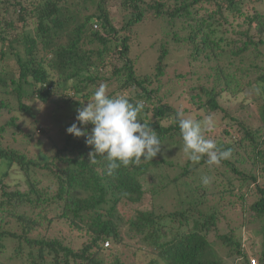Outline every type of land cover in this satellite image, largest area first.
Listing matches in <instances>:
<instances>
[{"label": "trees", "instance_id": "trees-1", "mask_svg": "<svg viewBox=\"0 0 264 264\" xmlns=\"http://www.w3.org/2000/svg\"><path fill=\"white\" fill-rule=\"evenodd\" d=\"M107 2L0 0V120L17 114L0 126V264H264V0H124L129 14L120 28ZM146 20L167 24L177 46L190 53L191 65L209 64L188 77L178 75L182 89L172 88L169 95L162 84L171 54L167 43L158 49L151 75L138 74L131 58V35ZM176 25L181 29L174 30ZM101 83L110 97L143 101L140 119L162 144L152 160L121 166L112 175L101 157L90 163L85 137L66 132L73 123L80 126L77 109ZM31 86L37 89L28 91ZM246 92L255 97L256 113L249 104L224 101ZM60 94L69 120L61 144L46 147V132L24 100L44 104ZM179 111L197 114V120L211 115L219 126L205 135L215 142L227 139L218 147L231 155L219 166L208 165L207 156L192 169L189 161L169 182L158 171L184 154L174 120ZM23 114L32 115L35 132L42 134L34 145L46 149L39 156L6 146L8 128L22 134L17 122ZM13 168L24 174V187L8 184ZM201 169L203 177L219 178L197 189V180L195 188L182 182ZM221 186L227 190L216 192ZM172 187L179 205L168 212L156 198ZM227 194L231 200L222 210H204V199L218 196L223 202ZM228 208L242 216V227L220 226ZM257 222L262 251L248 257L244 246L254 237L244 228ZM55 225L68 228L67 236L53 235ZM130 252L133 261L125 262Z\"/></svg>", "mask_w": 264, "mask_h": 264}, {"label": "rangeland", "instance_id": "rangeland-1", "mask_svg": "<svg viewBox=\"0 0 264 264\" xmlns=\"http://www.w3.org/2000/svg\"><path fill=\"white\" fill-rule=\"evenodd\" d=\"M150 2L151 0H147ZM146 2V0H145ZM108 11L111 16V20L113 24L120 28L125 21V17L129 14V11L125 8L124 0H108L107 2ZM181 25H176L174 30H180ZM171 28L165 24L163 21H152V20H146L143 24L137 25L134 29V33L131 35L132 37V52H131V58L135 61L138 74L141 75H151L154 72V66L156 64V59L159 55L158 49L160 48L161 44L163 42L167 45L168 48H170L171 54L167 58V70H166V76L162 80V84L166 85L165 88V94L169 95L171 94L169 92L172 88H181L182 84L178 82L180 79H177L176 77L178 75H183L184 77L187 75V77L191 74L193 71V68L199 67V66H209L207 62H204L201 65H198V62H194L192 65L188 62V55L190 54L186 47H180L179 45L174 42V36L170 33ZM16 67V66H15ZM18 76V75H17ZM15 76V77H17ZM108 77V75H106ZM12 77H9L11 79ZM193 83V81H191ZM37 86H31L27 87L28 91L30 90L33 92V90H36ZM176 90V89H175ZM30 92V93H31ZM173 92V91H172ZM175 92V91H174ZM109 91H107V94ZM60 96V97H59ZM29 97V96H28ZM59 98L55 97V100H51L48 103L42 104L38 99L33 100L32 97H30L27 100H24V102L31 107L30 113L34 114L37 113L36 118L38 119L37 125L39 126V129L45 130L46 135L45 138L47 141H44L46 144V147H51V145L61 144V139H63L62 135V129L64 128L65 123L69 120L67 117L69 114V110L66 108V101L64 100V95L60 94L58 95ZM254 95L250 92L243 93L240 95L237 99H229L226 97L224 99L225 103L231 104L233 102L232 106L238 107L239 105L245 104V105H251ZM66 99V98H65ZM246 100V102H244ZM230 101V102H229ZM16 104V102H13ZM256 106L253 104L250 106L252 109V112L256 113ZM17 114L8 115L5 114L3 118L0 120V126L5 124L8 120H10L12 117L16 116ZM193 118H197V114L191 115ZM205 117L202 115V119L200 121H203ZM33 122L32 115L30 114H23L20 115V120L17 122L19 123V127L22 131V134L18 132V129L16 128H8L5 133V142L6 146L10 148H14L16 150L21 151L23 154L25 152H28L31 157L40 155V153H43L46 151L44 147H34V145L37 143V139L42 136L41 133H37L35 124H31ZM30 124V125H29ZM216 126H219L217 122H215ZM35 134V135H34ZM24 135H32L34 136L32 139L25 137ZM44 138V137H43ZM45 140V139H44ZM48 140H52L53 142H49ZM223 136H220L217 138L216 143L218 146L223 147L225 143H227ZM229 141V140H228ZM173 163L172 167L169 166H162L161 169H159L158 173L164 177L165 180L171 181L176 177H179L183 174L184 169L188 166L189 160L186 156H184L183 153L178 154L176 157L171 158L170 160ZM197 165V163H190L189 169L194 168ZM4 169V168H3ZM206 173V169L198 170L196 175L191 178H185L183 181H188L193 184L194 186V180H197V184H199L197 188H201L202 183V177ZM219 178V175H212L210 177V181L214 182L216 179ZM200 179V180H199ZM25 182V176L19 168H13L11 170L10 178L8 180V184L11 186H14L16 184H22L24 187ZM224 182V180H223ZM223 190H227L225 187H218L216 188V192H223ZM166 191V190H165ZM177 189L172 187L171 189L167 190V194L165 193L160 194L156 198V204L157 206H164L165 209L169 212L173 211L176 206L179 205V201L177 199L176 195ZM202 194V193H200ZM209 199H204V210L209 212L215 207L219 206V209L222 210L224 204L231 200V197L227 194L224 198L223 202L220 201V198L209 196ZM221 206V207H220ZM201 207V206H200ZM202 208V207H201ZM224 214L226 216L225 219H222L220 226L224 227L226 225H229L231 227H237L241 226L242 216L239 214H236L234 211H232L230 208L226 209L224 211ZM230 223V224H229ZM261 228V225L259 222L257 223H251L249 226L244 228L245 234L246 232H249L251 236L254 237V241L247 242L244 246L245 252L248 254V257L254 256L253 254L259 251H262V243H263V237L259 233ZM5 229L11 230V227L6 226ZM51 233L53 235H64L67 236V233H69L68 228H64L61 225L53 226L51 227ZM214 240V236L211 237V241ZM136 240H134V243ZM80 245V244H79ZM256 245V247H254ZM215 249L220 253V256L223 257L225 254V251L221 249L220 243H214ZM133 253L130 252L129 256L127 257L125 262H132ZM228 263L225 264H233L232 260H227ZM160 264H164L163 262ZM236 264H239L237 262Z\"/></svg>", "mask_w": 264, "mask_h": 264}, {"label": "clouds", "instance_id": "clouds-1", "mask_svg": "<svg viewBox=\"0 0 264 264\" xmlns=\"http://www.w3.org/2000/svg\"><path fill=\"white\" fill-rule=\"evenodd\" d=\"M144 108L143 101L133 103L126 96H108L107 84L101 83L91 101L77 109L76 121L80 126L73 123L66 132L76 138L85 137L86 145L92 149L90 163L95 164L96 157H101L107 163V173L112 175L121 166H139L161 153L162 144L156 131L140 119ZM174 120L180 129L182 151L189 161L198 163L207 156L208 165L219 166L230 157V150H221L205 135L215 127L211 115L200 121L185 117L179 111ZM89 124L92 125L90 131L86 127ZM210 182L208 176L202 177L204 185ZM105 247H110V243L106 242Z\"/></svg>", "mask_w": 264, "mask_h": 264}, {"label": "built area", "instance_id": "built-area-1", "mask_svg": "<svg viewBox=\"0 0 264 264\" xmlns=\"http://www.w3.org/2000/svg\"><path fill=\"white\" fill-rule=\"evenodd\" d=\"M251 264H258V261L257 260H252Z\"/></svg>", "mask_w": 264, "mask_h": 264}]
</instances>
